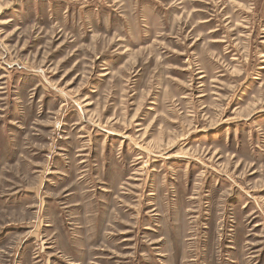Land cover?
<instances>
[{"label":"rangeland","instance_id":"1","mask_svg":"<svg viewBox=\"0 0 264 264\" xmlns=\"http://www.w3.org/2000/svg\"><path fill=\"white\" fill-rule=\"evenodd\" d=\"M0 264H264V0H0Z\"/></svg>","mask_w":264,"mask_h":264}]
</instances>
